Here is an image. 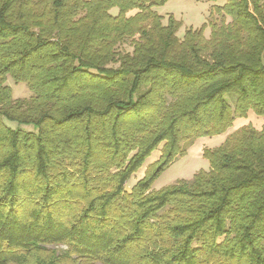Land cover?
I'll use <instances>...</instances> for the list:
<instances>
[{
  "label": "trees",
  "instance_id": "1",
  "mask_svg": "<svg viewBox=\"0 0 264 264\" xmlns=\"http://www.w3.org/2000/svg\"><path fill=\"white\" fill-rule=\"evenodd\" d=\"M165 1L0 0V264H264V0H207L208 38ZM250 111L208 171L152 189Z\"/></svg>",
  "mask_w": 264,
  "mask_h": 264
},
{
  "label": "rangeland",
  "instance_id": "2",
  "mask_svg": "<svg viewBox=\"0 0 264 264\" xmlns=\"http://www.w3.org/2000/svg\"><path fill=\"white\" fill-rule=\"evenodd\" d=\"M220 4V1L210 2L207 0H167L163 4L158 5L154 10L162 17V23L167 25L170 19H173L178 27L176 35L182 38L187 29L203 30V34L208 38L211 31V21L220 22V17L212 11V6ZM116 14V9L111 11ZM229 19H227V22ZM129 42H127L128 44ZM7 84L11 88L12 98L27 99L32 96V91L25 83H16L10 76L7 77ZM232 104V101H231ZM5 123L12 127H17L18 124L13 121L5 120ZM263 123V118L257 116L250 111L246 118H238L234 121L233 127L229 128L224 134L214 136H203L197 138L194 143L188 147L182 156H177L153 181L152 189L161 190L176 184L182 180L192 179L195 173L208 171L210 169L209 161L203 156L206 148L211 149L219 146L225 140L226 136L235 131L242 125H251L255 129H260ZM21 128L32 130L31 125H20ZM159 149L153 151L146 159L144 165L130 176L127 181L126 190L130 188L138 179H140L148 165L160 156Z\"/></svg>",
  "mask_w": 264,
  "mask_h": 264
}]
</instances>
